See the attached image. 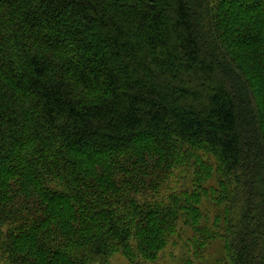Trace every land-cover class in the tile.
<instances>
[{
	"label": "trees",
	"instance_id": "16d2710c",
	"mask_svg": "<svg viewBox=\"0 0 264 264\" xmlns=\"http://www.w3.org/2000/svg\"><path fill=\"white\" fill-rule=\"evenodd\" d=\"M181 237L264 264V0H0L1 264Z\"/></svg>",
	"mask_w": 264,
	"mask_h": 264
},
{
	"label": "rangeland",
	"instance_id": "374dc122",
	"mask_svg": "<svg viewBox=\"0 0 264 264\" xmlns=\"http://www.w3.org/2000/svg\"><path fill=\"white\" fill-rule=\"evenodd\" d=\"M204 207H205V202ZM207 206V205H206ZM211 210V223H216V216H214L213 212L218 209L214 206L213 203H211V207H207ZM215 211V212H216ZM216 225V224H215ZM212 230V233L216 230ZM216 243L212 249L208 248L209 246L205 247L203 250L201 249L200 245L193 246L192 243H189V238H183L178 240L177 244L170 245L168 249H166L163 253H161L159 259L154 264H228L227 261H221L218 260L217 251L218 248H220V244ZM206 249V250H205ZM203 257V258H202ZM199 259V260H198ZM203 259V260H202ZM1 264V261H0ZM111 264H127L122 256L117 255L114 257V259L111 261Z\"/></svg>",
	"mask_w": 264,
	"mask_h": 264
}]
</instances>
